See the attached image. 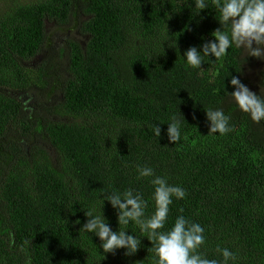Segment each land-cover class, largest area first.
Returning a JSON list of instances; mask_svg holds the SVG:
<instances>
[{"label": "trees", "instance_id": "1", "mask_svg": "<svg viewBox=\"0 0 264 264\" xmlns=\"http://www.w3.org/2000/svg\"><path fill=\"white\" fill-rule=\"evenodd\" d=\"M6 2L0 0V264H154L146 238L126 257L123 249L104 254L96 237L79 233L83 210H99L102 192L132 188L149 200L151 214L153 189L148 178L136 179L137 164L187 192L170 206L166 229L182 208L204 227L199 251L209 259L219 258V246L236 253L232 264H264V122L250 121L223 91V83L233 91L229 81L239 76L259 94L264 61L240 65L230 49L197 74L180 59L211 38L215 11L194 15L191 0ZM76 31L83 43L67 39L65 50L57 37ZM42 54L36 72L24 66ZM210 107L230 116L231 133L207 135ZM180 114L182 138L169 144L167 124ZM157 124L161 138L152 132ZM103 214L119 230L107 202ZM127 230L139 234L134 225Z\"/></svg>", "mask_w": 264, "mask_h": 264}, {"label": "clouds", "instance_id": "2", "mask_svg": "<svg viewBox=\"0 0 264 264\" xmlns=\"http://www.w3.org/2000/svg\"><path fill=\"white\" fill-rule=\"evenodd\" d=\"M191 3L194 5V15L213 9L214 19L219 27L210 33L211 38L199 48L190 46L183 53L180 59L188 68L199 74L206 61L215 64L228 55L230 49L239 52L237 59L240 65L246 63L248 58L264 61V0H191ZM228 86L233 91H225L223 83V91L231 105L253 123L264 122V83L260 86L259 94L243 84L239 76H233ZM204 113L208 125L207 135L224 136L233 131L230 116L222 108L210 107ZM182 122L186 123L180 114L179 117L173 116L167 124L164 135L169 144H176L181 140ZM161 131L159 124L152 126L155 137L161 138ZM135 172L137 180L148 178L152 186L150 200L154 210L151 214H146L149 200L132 188L122 192H102L99 210L95 206H88L83 210L85 221L79 228V233L96 237L99 249L104 254H115L123 249L126 257L134 256L142 246V238H146L151 243L149 250L154 264H232L236 261V253L227 247L216 248L218 259H209L201 253L199 249L206 243L205 229L201 224L185 217L182 208L172 226L166 229L170 206L174 199H185L186 190L180 185L169 183L166 176L156 175L151 166L137 164ZM106 202L115 210L117 224L120 226L117 231L112 229L104 217ZM75 223L80 224V221ZM129 225L136 226L139 234L129 232Z\"/></svg>", "mask_w": 264, "mask_h": 264}, {"label": "rangeland", "instance_id": "3", "mask_svg": "<svg viewBox=\"0 0 264 264\" xmlns=\"http://www.w3.org/2000/svg\"><path fill=\"white\" fill-rule=\"evenodd\" d=\"M7 2H6V4L8 5V4H11L13 1H15V0H6ZM17 1V3H23V2H29L30 0H16ZM3 3V2H2ZM84 21L82 20L81 22H80V24H82ZM51 26L48 28V31H51ZM58 38V40H59V42H60V45L65 49V50H68V44H66L65 43V40H67V39H70V40H72V41H75V42H78V43H83L82 42V40H83V36L78 32V31H76V32H73V33H68V34H66V37H63V36H58L57 37ZM64 38H66V39H64ZM40 56V58H38V59H30V60H27V61H23V64H24V66L26 67V68H29L30 69V67H31V63L33 62V61H35V67H33L32 68V70H33V72H36V71H34V69H36V68H38V66H40L41 64H42V62H43V58H44V56H43V54L42 55H39ZM44 66V65H43ZM37 76V75H36ZM37 77H35V80L37 81ZM251 81H252V83L254 84V85H256L257 84V81L254 79V78H252V79H250ZM20 95H22V96H24L25 98H23V99H26L28 96L27 95H24V94H20ZM43 98L44 97H40V98H38V102H39V106L41 107H44V105H45V102H44V100H43ZM32 100H33V98H32ZM34 102V101H33Z\"/></svg>", "mask_w": 264, "mask_h": 264}, {"label": "flooded vegetation", "instance_id": "4", "mask_svg": "<svg viewBox=\"0 0 264 264\" xmlns=\"http://www.w3.org/2000/svg\"><path fill=\"white\" fill-rule=\"evenodd\" d=\"M38 58H40V56H37L35 59H38ZM35 59H34V60H35ZM35 65H36V64H35V61H33V62L31 63V67H30V69H32L33 67H35ZM31 101H32V100H31Z\"/></svg>", "mask_w": 264, "mask_h": 264}]
</instances>
